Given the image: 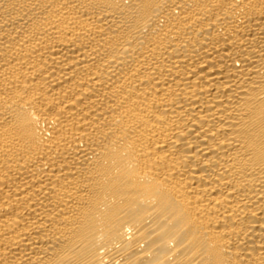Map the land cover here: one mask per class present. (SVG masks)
I'll return each instance as SVG.
<instances>
[{
	"label": "bare ground",
	"instance_id": "obj_1",
	"mask_svg": "<svg viewBox=\"0 0 264 264\" xmlns=\"http://www.w3.org/2000/svg\"><path fill=\"white\" fill-rule=\"evenodd\" d=\"M0 264H264V0H0Z\"/></svg>",
	"mask_w": 264,
	"mask_h": 264
}]
</instances>
